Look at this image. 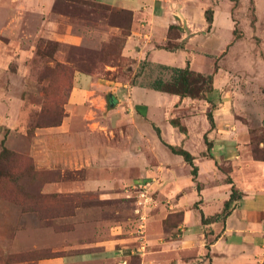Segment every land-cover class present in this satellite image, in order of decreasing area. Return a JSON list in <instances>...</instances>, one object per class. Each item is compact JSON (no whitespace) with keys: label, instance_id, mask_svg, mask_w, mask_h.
<instances>
[{"label":"crops","instance_id":"crops-1","mask_svg":"<svg viewBox=\"0 0 264 264\" xmlns=\"http://www.w3.org/2000/svg\"><path fill=\"white\" fill-rule=\"evenodd\" d=\"M53 1L8 0L5 4L14 8L28 7L10 9L16 13L35 12L31 7L40 6L45 16L38 25L44 35L80 45L85 39V30H73L68 24L63 32L58 31L55 22L49 20ZM95 1L132 13L121 56L130 61L133 73L141 65L148 70V66L184 67L187 63L193 70L202 72L197 69L196 55L218 53L225 47L222 41L219 49L209 51L207 34H214L221 26L230 34L233 31L230 10L221 5L222 0ZM208 9L212 11L211 24L206 19ZM9 17L10 14L2 26L0 23V32L5 28L10 33L19 30L18 21L7 23ZM171 26L173 30H169ZM122 29L118 24L106 28L97 24L88 32L121 35ZM168 41L177 42L180 47L172 51L164 48ZM146 74L143 70L138 81L130 85L136 109L123 110L119 103L113 106L114 97L104 101L91 98L90 93L94 91L91 87L102 83L91 74L76 70L65 114L53 129L52 142L57 154L63 157V165L88 163L92 166L89 155L102 151L103 157L94 161L96 166L103 162L109 170L119 168L128 175L126 180L132 175L130 170H134L139 183L157 178L155 188L160 200L153 221L143 234L130 232L121 236L113 231L106 239L83 245L77 254L67 257L68 261L66 255H52L35 264L126 263L135 254L139 256V264H263L264 160L250 154L248 126L235 118L226 103L212 109L218 102V74H214L213 89L202 99L153 90L149 83L156 76L149 78ZM91 101L96 102L98 111L90 108ZM99 114L102 117L93 121ZM172 119H177L184 130L172 124ZM117 130L122 142L111 140ZM129 130L133 133V147L128 149L123 142L124 133ZM81 140L85 141L86 148L78 150L76 145ZM165 143L181 147L192 155L196 175L192 174L193 166L181 155L171 152ZM160 148L169 153V159L159 155ZM79 152L80 155L86 152L89 157H76ZM232 188L239 196L229 202L228 214L222 218L220 214ZM176 213L180 214L178 223L165 227L164 221Z\"/></svg>","mask_w":264,"mask_h":264},{"label":"rangeland","instance_id":"rangeland-1","mask_svg":"<svg viewBox=\"0 0 264 264\" xmlns=\"http://www.w3.org/2000/svg\"><path fill=\"white\" fill-rule=\"evenodd\" d=\"M7 2L0 0L1 26L10 14L7 23L18 21L20 28L17 32L10 33L7 28L0 32V153L3 148L8 150V157L0 162V264H35L52 255H66L67 260L83 245L106 239L113 231L121 236L130 232L143 234L158 209L160 199L155 188L158 179L154 177L150 189L153 203L139 205L140 183L135 180L134 170H130L132 175L126 180L128 175L119 168L109 170L103 162L96 166L94 161L103 157L102 151L89 155L92 166L63 165V157L57 154L52 142L53 129L65 114L76 70L91 74L102 83L91 87L94 90L91 98L104 101L114 97L113 106L119 103L123 110L136 109L129 89L143 70L146 77L161 75L165 79L171 71L161 65L145 70L141 65L133 73L130 61L119 56V41L110 40L114 35L88 32L97 24L106 28L105 21L118 22L125 17L122 13L92 8L79 0H54L48 18L55 22L58 31L63 32L68 24L73 30H85L84 41L76 46L40 31L38 21L45 16L40 6L31 7L35 12L16 13ZM221 5L230 10L233 31L230 34L222 26L214 34L209 31L207 49H219L222 41L225 47L218 53L196 55L197 69L202 72L194 70L218 74V102L212 109L226 103L235 118L248 126L250 154L254 148L261 157L264 156V0H222ZM24 8L28 7L20 9ZM90 105L98 111L96 102L91 101ZM98 117L101 114L92 120L97 121ZM132 135L130 130L124 133L123 143L128 149L133 147ZM111 136L112 141L122 142L118 130ZM76 146L78 150L85 149L86 143L81 140ZM165 151L160 148L159 155L169 159ZM80 154L75 156L89 157L86 152ZM39 193L49 196L39 197ZM175 215L164 221L165 227L178 223L179 216ZM139 262L135 254L126 263L112 264Z\"/></svg>","mask_w":264,"mask_h":264},{"label":"trees","instance_id":"trees-1","mask_svg":"<svg viewBox=\"0 0 264 264\" xmlns=\"http://www.w3.org/2000/svg\"><path fill=\"white\" fill-rule=\"evenodd\" d=\"M79 1L84 2V4H88V5L93 6L92 8H94L96 6L97 8H102V9H105L108 11H115L118 13H122L125 16L122 19H118L119 20L118 22H115L112 20L105 21V23L109 26H115L118 24L119 26H121V28H123L121 35H114V36L111 35L112 37L110 36L111 37L110 40L112 39L113 42L119 41V45H118L119 49L118 50H119V56H120L121 55V48H122L124 41H125V36L128 33L127 27L129 26V24L131 22L132 13L128 10H125V9L115 8V7L106 5V4L98 3L95 0H79ZM206 19H207V22L209 24H211V22H212V11L210 9H208L206 11ZM173 28L174 27L171 26L169 28V30H173ZM169 35H170V33H169ZM172 36H174V35H172ZM163 47L172 51V50L178 49L180 47V44L177 42L176 43L175 42L170 43V41H168L167 44L164 45ZM160 67H162L163 69H168L171 72H170L169 78H167V79L161 77V75L155 77L149 83V87L153 90L165 92L168 94H176V95H179L180 97L206 98V94H208L213 89L214 75L203 74L201 72L195 71L192 68H190L189 63H187L186 66H184V67H176V66L175 67H169L166 65H161ZM208 116H209V119L211 120L210 111L208 112ZM61 121L62 120H60L59 123H56V125H59L61 123ZM171 123L179 126V128L181 130H184V127L182 125H180V123L177 119H172ZM53 125H54V123L50 124V126H53ZM262 132L264 133L263 130H262ZM165 144L171 150V152L181 155L183 157V159L188 164L192 165L193 166L192 174L196 175L197 172H196V167L193 165V162H192V159H193L192 155L187 150H185L181 147H175V146L169 145L167 143H165ZM251 152H252L253 158L264 160V156L260 157L257 155L256 149L253 148V150H251ZM5 157H8V150L3 148L2 152L0 153V162L3 161V159ZM45 196H49V195H41V193H39V197H45ZM238 196H239V194L237 193V190L232 188L231 193H230V197L225 202L223 212L220 214V216L222 218H225L226 215L228 214L229 202L232 201L233 199L237 198ZM175 216H179V220H180V214L179 213H176ZM202 220L204 221L205 219H202Z\"/></svg>","mask_w":264,"mask_h":264},{"label":"built area","instance_id":"built-area-1","mask_svg":"<svg viewBox=\"0 0 264 264\" xmlns=\"http://www.w3.org/2000/svg\"><path fill=\"white\" fill-rule=\"evenodd\" d=\"M155 179L154 178H150V180H144L142 183H140L138 186V190H139V197H138V201H139V205L141 204H152L154 201V198L152 196V191L150 190L152 187V183ZM142 216V214H141ZM143 217V216H142Z\"/></svg>","mask_w":264,"mask_h":264}]
</instances>
